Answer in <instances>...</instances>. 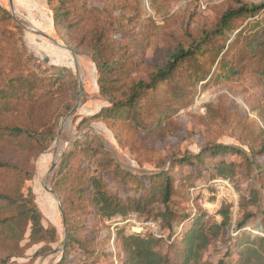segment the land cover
Instances as JSON below:
<instances>
[{
  "label": "rangeland",
  "instance_id": "rangeland-1",
  "mask_svg": "<svg viewBox=\"0 0 264 264\" xmlns=\"http://www.w3.org/2000/svg\"><path fill=\"white\" fill-rule=\"evenodd\" d=\"M48 1L0 0V80L28 78L37 84L31 91L33 100L0 101V128L19 127L39 132L49 126L70 96L68 86L60 90L59 83L52 78V67L66 68L72 74L77 83L76 100L72 109L58 120L55 139L43 154L36 156L35 146L25 141H3L0 160L33 172L25 187H30L34 194L43 227L55 229L56 240L31 244L29 228L19 242L0 235V259H6L7 264L56 263L65 235L60 203L51 192L55 181L62 191L65 181L77 182L87 175L101 174L110 193L120 198L140 196L142 190L129 183V177L148 187L149 177L168 170L171 161L217 144L239 148L244 156L224 158L239 166L233 178L238 190L230 183L231 190L226 187L217 190L209 185L197 197L189 196L192 200L196 198L193 204L205 213L207 226L221 223L218 213L221 206L230 208L229 226L208 248L203 261L215 264L230 251L231 240L238 234L235 226L244 215H251L245 233L261 232L264 152L260 153L259 148L264 146V80L254 74L252 62L239 61V76L225 81L208 77L195 84L186 78V67L179 70L174 83L160 84L147 94L141 117V124L146 126L143 129L127 121L84 120L109 106V98L99 91L93 54L107 71L108 86L117 87L133 80L148 82L176 50L187 49L199 40L225 11L241 5L264 4V0H66L63 7L68 13L66 21L75 25L70 37L63 29L57 33L53 30ZM51 2L56 4L55 0ZM259 16L264 19V13ZM251 21L242 19L230 24L226 35L236 41L234 47L241 48L245 43L248 30L243 39L238 34ZM99 32L106 34L107 45L92 48V38ZM114 98L120 99L121 94H114ZM86 134L101 140L106 151L103 159L108 163L106 171L97 166L98 157L90 161L82 154L81 147L75 145ZM204 164L209 166L211 160L206 159ZM173 173L176 180L193 174L190 168L181 171L175 168ZM207 174L202 168L199 178L192 175L194 184L188 188L214 179ZM12 181L9 174L0 172V188L13 186ZM186 188L187 185L182 188L185 193ZM250 191L257 198L251 200ZM237 201H240L239 210ZM186 207L182 204L179 214H184ZM87 211L81 213L83 227L79 235L94 239L91 249L111 254L104 258L105 262L120 264L124 258L115 237L121 229L116 228L113 234L112 224H107L109 220H95ZM8 215L0 213V219ZM123 233L122 236H129ZM12 254L18 257H11ZM70 258L72 264L80 262L81 252L76 249Z\"/></svg>",
  "mask_w": 264,
  "mask_h": 264
},
{
  "label": "trees",
  "instance_id": "trees-1",
  "mask_svg": "<svg viewBox=\"0 0 264 264\" xmlns=\"http://www.w3.org/2000/svg\"><path fill=\"white\" fill-rule=\"evenodd\" d=\"M55 1L56 4L51 0L48 1L53 15V30L57 33L63 29L70 37L69 34L73 33L75 25L72 26L66 21L68 13L63 11L66 0ZM261 13H264V4L241 5L225 11L214 27L204 32L199 40L187 49L176 50L163 68L156 70L148 82L133 80L117 87L108 86L107 71L93 54V63L99 75L97 80L99 91L102 96L109 98V106L84 121L99 120L104 123L127 121L136 127L145 128L146 126L141 124V117L145 112L147 94L160 84L174 83L177 79L176 74L184 67H186L185 76L191 83L205 81L208 77L225 81L239 76L240 69L237 65L243 60L252 62L254 74L264 80V19L259 18ZM242 19L252 21L238 34L243 39L247 30L249 32V35L245 36V43L241 48H237L234 47L236 41L229 40L226 31H230V24L233 21ZM92 41V48L97 49L106 46L108 38L104 32H99L93 36ZM51 70L53 71L51 76L59 83V89L64 91L68 86L70 91L66 105L59 111L60 114L57 113L49 126L39 132L19 127L0 128V143L25 141L35 146L36 156L48 150L55 139L57 122L62 115L72 109L77 91V83L66 68L56 70L52 67ZM36 85V82L33 83L28 78L0 80V101L33 100L31 91ZM117 93L121 94L120 99L114 98V94ZM75 145L81 147L82 154L90 161L98 157L96 164L101 171L108 169V163L103 159L106 151L98 137L86 134ZM259 149L260 153L264 152V146ZM226 156L241 157L244 156V152L234 146L220 144L204 148L195 155L183 156L171 161L168 170L152 174L149 177L148 187L140 184L136 178L129 177V183H134L138 190H142V194L128 198H120L110 193L101 179V174L87 175L76 180L77 182L65 181L62 191L55 181L51 192L57 196L60 203L65 235L63 250L55 264H72L70 256L76 249L81 252V261L75 264H111L104 261L109 255L104 250L100 252L90 248L94 239L88 240L79 235L80 227H83L80 220L81 213L89 209L87 213L95 220L97 218L109 220L125 216L129 212L136 213L141 217L160 221L161 229L168 234L169 239L164 242L153 238L143 239L136 235L124 237L123 230H119L115 241L119 242V252L124 258L120 264H210L204 262L203 258L208 248L223 236L229 226L230 208L221 206L218 210L222 218L221 223L207 226L204 221L206 215L200 208H196L193 216L189 213L196 198L190 199L188 187L194 184L192 175H195L194 179L199 178L203 168L208 173V178L226 180L233 189L238 190L233 178L239 166L234 161L225 160ZM206 159L211 160L209 166L204 164ZM62 161H65V158ZM175 168L179 171L190 168L193 174H187L189 175L187 178L180 176L176 180L173 173ZM0 172L9 174L13 179V186L0 188V213H9L8 216L0 219V235L11 242H19L29 228L31 244L54 243L55 229L43 227L42 215L35 204L34 194L30 187H25V182L32 179L33 172L23 171L18 166L1 160ZM184 185H187L186 193L182 191ZM240 197L238 194V198ZM249 197L252 200L257 198V195L250 191ZM184 203L187 210L184 214H179L178 210ZM239 204L240 201H237V210ZM250 217V214H246L236 224V233L240 235H235V239L231 240L230 251H227L215 264H264V228H260L262 231L258 232L259 234L245 233L244 229ZM162 248L166 249L165 252ZM11 257L18 256L12 254ZM0 264H7V260L0 259Z\"/></svg>",
  "mask_w": 264,
  "mask_h": 264
},
{
  "label": "built area",
  "instance_id": "built-area-1",
  "mask_svg": "<svg viewBox=\"0 0 264 264\" xmlns=\"http://www.w3.org/2000/svg\"><path fill=\"white\" fill-rule=\"evenodd\" d=\"M212 185L215 189L220 187H226L231 190V186L228 181L223 179H212L208 183L195 184L189 189L190 196L197 197L200 192H204L206 188ZM199 205L202 206L201 202L198 200ZM196 212L194 204L191 207L190 215L193 216ZM107 224H112L111 231L115 233V229H123L125 234L136 235L140 238L147 239L153 238L157 240H162L167 242L169 239L168 234L161 229L160 221L141 217L136 213H129L125 216H119L109 219Z\"/></svg>",
  "mask_w": 264,
  "mask_h": 264
},
{
  "label": "water",
  "instance_id": "water-1",
  "mask_svg": "<svg viewBox=\"0 0 264 264\" xmlns=\"http://www.w3.org/2000/svg\"><path fill=\"white\" fill-rule=\"evenodd\" d=\"M75 110H76V108H74V109L72 110V113H73Z\"/></svg>",
  "mask_w": 264,
  "mask_h": 264
}]
</instances>
